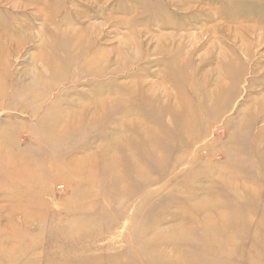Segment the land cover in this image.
<instances>
[{
    "label": "rangeland",
    "instance_id": "rangeland-1",
    "mask_svg": "<svg viewBox=\"0 0 264 264\" xmlns=\"http://www.w3.org/2000/svg\"><path fill=\"white\" fill-rule=\"evenodd\" d=\"M0 264H264V0H0Z\"/></svg>",
    "mask_w": 264,
    "mask_h": 264
},
{
    "label": "bare ground",
    "instance_id": "bare-ground-1",
    "mask_svg": "<svg viewBox=\"0 0 264 264\" xmlns=\"http://www.w3.org/2000/svg\"><path fill=\"white\" fill-rule=\"evenodd\" d=\"M67 33H68V32H67ZM69 33H70V32H69ZM76 34H78V33H76ZM74 35H75V34H74ZM74 35H73V36H74ZM78 35H79V34H78ZM79 36H81V35H79ZM79 38H80V37H79ZM72 41H75V40H72ZM62 43H64V42H62ZM63 46H64V45H63ZM80 46H81V45H80ZM80 46H79V47H80ZM64 48H65V47H64ZM64 48H63V49H64ZM71 49H72V48H71ZM79 49H80V48H79ZM64 50H65V49H64ZM73 50L75 51L76 49H73ZM249 53H250V52H248V53H245V52H244V53H241V52H240V54L242 55L244 61H246V60L248 59V56H250ZM234 54H235V56H236V53H234ZM240 54H239V55H240ZM243 55H244V56H243ZM69 57H70V56H69ZM231 57H232V56H231ZM94 58H95V57H94ZM94 58H93V59H94ZM93 59H92V60H93ZM220 59H221V58H220ZM54 60H55V59H54ZM96 60H97V58H96ZM236 60H238V58H237V57H233L232 60L229 61V64H228V65H229V66H236V64H237V61H236ZM48 61H50V60H48ZM48 61H47V62H48ZM56 61H57V60H56ZM67 62H69V60H68ZM88 62H89V61H88ZM93 62H94V61H93ZM48 63H49V62H48ZM58 63H59V62H58ZM105 64H106V63H105ZM46 65H47V64H46ZM48 66H49V65H48ZM237 66H238V65H237ZM59 67H60V65H59ZM80 67H81V66H80ZM83 68H84V67H83ZM94 68H95V67H94ZM94 68H93V69H94ZM226 68H227V67H226ZM239 68H240V67H239ZM228 69H229V68H228ZM95 70L97 71V68H95ZM107 70H108V69H107ZM98 71H99V70H98ZM105 72H106V71H105ZM227 73H229V72H227ZM54 78H55V77H54ZM59 78H60V76H59ZM56 79H57V78H56ZM56 81H57V80H56ZM62 82H63V81H62ZM55 83H56V82H55ZM222 84H224V83H222ZM231 176H232V175H231ZM231 176H230V177H231ZM230 177H229V178H230ZM236 177H237V176H236ZM233 179H234V178H233ZM230 180H231V179H230ZM233 195H234V194H233Z\"/></svg>",
    "mask_w": 264,
    "mask_h": 264
}]
</instances>
